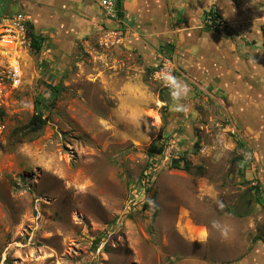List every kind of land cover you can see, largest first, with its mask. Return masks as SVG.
<instances>
[{
	"label": "rangeland",
	"instance_id": "obj_1",
	"mask_svg": "<svg viewBox=\"0 0 264 264\" xmlns=\"http://www.w3.org/2000/svg\"><path fill=\"white\" fill-rule=\"evenodd\" d=\"M5 12L29 17L41 49L3 54L21 79L0 88V264H264L263 99L209 87L173 24L131 31L89 0Z\"/></svg>",
	"mask_w": 264,
	"mask_h": 264
},
{
	"label": "crops",
	"instance_id": "obj_2",
	"mask_svg": "<svg viewBox=\"0 0 264 264\" xmlns=\"http://www.w3.org/2000/svg\"><path fill=\"white\" fill-rule=\"evenodd\" d=\"M120 3V24L131 31L140 28L150 36L160 35L156 31L159 24L165 26L164 33L169 30L168 24H173L180 49L193 57L191 63L202 62L209 87L224 90L227 99L242 105L253 106L260 99L264 102V0H120ZM167 8L172 12L171 22L170 17H166L168 20L163 17ZM207 13L222 24L225 34L202 28ZM198 51L203 57H195L198 53L194 52ZM192 72L199 73L196 68ZM248 112L249 125L257 128L253 120L255 108Z\"/></svg>",
	"mask_w": 264,
	"mask_h": 264
},
{
	"label": "built area",
	"instance_id": "obj_3",
	"mask_svg": "<svg viewBox=\"0 0 264 264\" xmlns=\"http://www.w3.org/2000/svg\"><path fill=\"white\" fill-rule=\"evenodd\" d=\"M1 1L2 0H0V2ZM92 1L109 22L117 24L121 23V19L118 18V3H120V0ZM204 22L205 26H208L212 30L220 26L222 27V24L217 19L213 20L208 13L204 16ZM29 26L30 19L22 12H5L3 14H0V44L7 45V48H0V55L3 56V54H6V50L9 46H13L14 50L17 47L29 46ZM120 35L122 36L121 33ZM164 67L165 69L162 70L163 73L167 69V66ZM159 75L160 74L157 73V76ZM20 79L21 71L19 64H10L4 61V56L0 58V88L8 84L16 85L20 82ZM4 128L5 127L3 121L0 117V135L4 131Z\"/></svg>",
	"mask_w": 264,
	"mask_h": 264
},
{
	"label": "trees",
	"instance_id": "obj_4",
	"mask_svg": "<svg viewBox=\"0 0 264 264\" xmlns=\"http://www.w3.org/2000/svg\"><path fill=\"white\" fill-rule=\"evenodd\" d=\"M98 9V8H97ZM99 10V9H98ZM100 12V11H99ZM118 18L119 19H122V8H121V3H118ZM213 20H215L214 17H212ZM205 29H209V30H212L210 29L208 26H205ZM208 30V31H209ZM212 31H214L215 33L217 34H225V29L222 28L221 26L216 28V29H213ZM28 36L30 38V48L31 50H33L34 52H38L40 51L41 49V39L39 36H37L34 32H33V28L32 26L30 25L29 26V33H28ZM41 116H42V113L39 112L38 114L34 115L30 121V126H31V130L30 132L33 133V134H36L38 132H40L45 124V122L41 119ZM157 141H159V139H157ZM156 141V142H157ZM196 147H197V144H194ZM157 146H156V143H152L150 146H149V149H148V155L149 156H152L153 154H160L162 153V148L159 147L158 150H157ZM180 160H174L172 162V168L174 169H177V170H180V165L179 163ZM258 187L255 188V191L258 192ZM263 243H264V240H263Z\"/></svg>",
	"mask_w": 264,
	"mask_h": 264
},
{
	"label": "clouds",
	"instance_id": "obj_5",
	"mask_svg": "<svg viewBox=\"0 0 264 264\" xmlns=\"http://www.w3.org/2000/svg\"><path fill=\"white\" fill-rule=\"evenodd\" d=\"M164 83L172 89V97L174 100L186 96L189 91L186 85L179 83L177 79L171 75L165 76Z\"/></svg>",
	"mask_w": 264,
	"mask_h": 264
},
{
	"label": "bare ground",
	"instance_id": "obj_6",
	"mask_svg": "<svg viewBox=\"0 0 264 264\" xmlns=\"http://www.w3.org/2000/svg\"><path fill=\"white\" fill-rule=\"evenodd\" d=\"M0 48H7V45L0 44ZM8 48H13V46H9ZM15 52V51H14ZM11 62V61H10ZM11 64H17V61H13Z\"/></svg>",
	"mask_w": 264,
	"mask_h": 264
}]
</instances>
